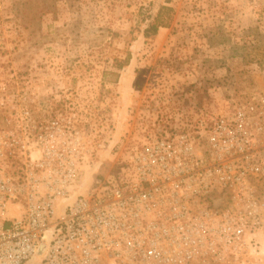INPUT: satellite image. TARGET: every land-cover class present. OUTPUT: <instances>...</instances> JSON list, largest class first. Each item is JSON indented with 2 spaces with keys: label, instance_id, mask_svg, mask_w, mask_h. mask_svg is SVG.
Returning a JSON list of instances; mask_svg holds the SVG:
<instances>
[{
  "label": "rangeland",
  "instance_id": "374dc122",
  "mask_svg": "<svg viewBox=\"0 0 264 264\" xmlns=\"http://www.w3.org/2000/svg\"><path fill=\"white\" fill-rule=\"evenodd\" d=\"M162 4L174 7L172 21L146 38ZM253 43L264 52V0H0V121L22 124L29 110L76 127L85 142L113 145L171 121L223 118L237 127L247 113L260 164L244 181L255 197L254 227L238 250L207 263L264 264V54L251 60ZM185 93L205 107L185 113L181 100L172 108L171 97ZM111 158L105 150L94 157L80 192L101 163L108 174ZM220 197L224 207L230 194Z\"/></svg>",
  "mask_w": 264,
  "mask_h": 264
},
{
  "label": "built area",
  "instance_id": "2783aa9c",
  "mask_svg": "<svg viewBox=\"0 0 264 264\" xmlns=\"http://www.w3.org/2000/svg\"><path fill=\"white\" fill-rule=\"evenodd\" d=\"M246 117L142 127L113 145L29 110L0 121V264H208L238 250L256 217ZM104 150L110 171L101 163L80 192Z\"/></svg>",
  "mask_w": 264,
  "mask_h": 264
},
{
  "label": "trees",
  "instance_id": "16d2710c",
  "mask_svg": "<svg viewBox=\"0 0 264 264\" xmlns=\"http://www.w3.org/2000/svg\"><path fill=\"white\" fill-rule=\"evenodd\" d=\"M171 0H168L170 2ZM175 9L170 5L162 4L157 13L152 17L150 23L146 27L144 31V35L146 38L157 36L161 27L169 26L172 21V17L174 15ZM253 47L255 49V53L252 55L251 60L261 61V57H263L264 52L262 51L263 48L259 47L258 44L253 43ZM259 51V52H258ZM263 53H262V52ZM129 63V59L126 60L123 64L119 67L122 68L124 65Z\"/></svg>",
  "mask_w": 264,
  "mask_h": 264
},
{
  "label": "flooded vegetation",
  "instance_id": "af4514ba",
  "mask_svg": "<svg viewBox=\"0 0 264 264\" xmlns=\"http://www.w3.org/2000/svg\"><path fill=\"white\" fill-rule=\"evenodd\" d=\"M190 91H193L195 92V90H190ZM140 97H142L141 95H139ZM192 95H190V93H185L183 95H179L177 97L173 96L171 97V106L172 108L175 107L177 105V101H181L182 100V108H183V111L185 113H189L194 106L196 107H205V102H204V98L203 97H200V100L197 101V104H193V100H192ZM139 102H142V99L139 100ZM143 104L140 103L138 104V107L141 108ZM141 110V109H140Z\"/></svg>",
  "mask_w": 264,
  "mask_h": 264
},
{
  "label": "water",
  "instance_id": "95a60500",
  "mask_svg": "<svg viewBox=\"0 0 264 264\" xmlns=\"http://www.w3.org/2000/svg\"><path fill=\"white\" fill-rule=\"evenodd\" d=\"M44 248H45V246H42V247H41V249H40V251H39V254H41V253L43 252Z\"/></svg>",
  "mask_w": 264,
  "mask_h": 264
}]
</instances>
